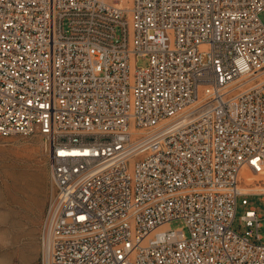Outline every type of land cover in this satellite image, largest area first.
Returning a JSON list of instances; mask_svg holds the SVG:
<instances>
[{"label":"built area","instance_id":"built-area-1","mask_svg":"<svg viewBox=\"0 0 264 264\" xmlns=\"http://www.w3.org/2000/svg\"><path fill=\"white\" fill-rule=\"evenodd\" d=\"M261 12L0 0V138L39 136L47 160L38 264H264L255 208L231 230L237 199L264 201L240 175L264 177Z\"/></svg>","mask_w":264,"mask_h":264},{"label":"rangeland","instance_id":"rangeland-1","mask_svg":"<svg viewBox=\"0 0 264 264\" xmlns=\"http://www.w3.org/2000/svg\"><path fill=\"white\" fill-rule=\"evenodd\" d=\"M123 6L128 0H122ZM264 24V12L258 15ZM137 68H146L147 58L138 57ZM50 193L44 142L39 136L0 138V264H38V229ZM247 206L236 201L231 230L243 235L244 212L253 207L260 217L258 234L264 243V201L251 197ZM182 227L172 221L169 228Z\"/></svg>","mask_w":264,"mask_h":264},{"label":"bare ground","instance_id":"bare-ground-1","mask_svg":"<svg viewBox=\"0 0 264 264\" xmlns=\"http://www.w3.org/2000/svg\"><path fill=\"white\" fill-rule=\"evenodd\" d=\"M241 177H242V183L244 185H255L256 183L262 185L264 184V177H260L257 175H254L253 173H251L250 171H241L240 173ZM250 190L252 192H257L258 189L257 187H251Z\"/></svg>","mask_w":264,"mask_h":264}]
</instances>
